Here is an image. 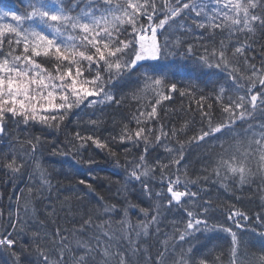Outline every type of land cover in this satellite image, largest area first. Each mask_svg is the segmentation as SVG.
Listing matches in <instances>:
<instances>
[{
  "label": "snow or ice",
  "instance_id": "6c2138e0",
  "mask_svg": "<svg viewBox=\"0 0 264 264\" xmlns=\"http://www.w3.org/2000/svg\"><path fill=\"white\" fill-rule=\"evenodd\" d=\"M48 2L56 4V10L48 8ZM80 0H71V6L61 3V0H27L24 12L17 14L14 11L0 12V47L5 43L8 45L9 53L13 54L10 61L7 56L0 60V136L6 135L9 124L19 126L23 124L25 130L33 124L41 125V133L35 137L30 134L26 136L25 143L31 145V151L25 150L24 158L13 154H7L0 159V167L11 173H19L25 166V158H35V153L42 147V141L46 139L44 128L60 130L61 123L73 112L74 109H92L89 114V122L93 125L90 133H81L79 129L80 121H77V130L72 134L73 147L85 149L95 147L102 151L106 150L112 157H117V152L113 150V144L117 141L125 145V153L133 148H140L143 144V152L138 153L139 163L133 160L126 183L136 181L143 190L141 195L151 197L153 187L150 180L155 179L154 168L147 166L149 153V137L146 133H151L152 129L143 126L142 118L145 112L141 111L139 117H134L137 124L135 137L129 123H124L118 135L109 134L111 139L101 138L97 134L104 126V116L108 113H120L123 102L127 100L128 94L133 96L142 93L153 92L158 97L156 104L161 101L172 99L173 93H179L180 97H185L186 91L179 87L173 76L179 75L180 70L169 73L166 69L171 65H161L160 61L168 59L169 56L180 55L184 60L200 67L209 69L215 68L230 78L232 83L225 85L219 83V79L209 78L204 82L201 89L200 101L211 100L215 96V102L219 104L222 112L226 114L216 123L212 121L213 103H208L205 109L202 104L200 115L202 121L208 120L207 129H203L199 135L194 137L197 146H202L211 140H222L231 137L236 139L240 134L236 132L237 120L245 122L248 117L255 119L259 113L264 116V60L259 67L255 63H250L247 58L244 60L245 69L238 70L231 66L232 60L227 54L224 41L221 40L216 46L214 40L210 44H201L203 53L197 55L192 45L184 49L183 44L177 40L175 44L179 49L174 51L170 45L172 37L169 29L184 28L180 20H191L197 29H202L206 33L209 29H228L229 37L236 34H244L246 44L235 46L233 57L236 54L244 55L247 48L251 47V42L255 40L257 32L264 35V0H165L163 6L156 0H87L79 12ZM215 4V8L210 6ZM227 11H224V10ZM163 13V18H158V13ZM201 17V19H194ZM223 16V20L218 18ZM5 18H10L15 23H3ZM144 18L147 24L141 23ZM158 19V22H156ZM33 24L42 25L50 30L51 35L46 34L43 29L37 30ZM125 25L130 26L131 31ZM214 35V34H212ZM161 37H164L161 41ZM23 45V54H14L15 49ZM94 50V51H93ZM264 53V46H262ZM54 56L57 61V74L53 75L41 66L33 57ZM87 62V68L83 62ZM25 62L28 66L26 67ZM66 62V63H64ZM94 66V67H93ZM73 67L75 71L73 72ZM95 73L89 78L85 76ZM216 74L213 73V76ZM246 82H242L245 81ZM54 81H59L57 85ZM209 85H212L209 88ZM189 86L195 91L200 85H193L189 81ZM259 86V87H258ZM219 87V92L216 88ZM208 89L209 95L203 92ZM96 112L100 113L96 119H91ZM239 112V116L236 113ZM149 117L155 118L158 115L157 108L152 107ZM126 119V118H125ZM218 134V135H217ZM166 135L163 127L156 135L157 143L161 136ZM172 135H176L173 131ZM247 142H238L236 151H229L224 143H221V151L217 153L215 162V175L221 181L229 178L235 180L238 177L240 185L254 182L251 177L260 179L264 185V120L258 126L249 123L244 130ZM207 138V139H206ZM17 140L20 137H16ZM165 147L166 151L172 149ZM59 151V150H57ZM180 159L184 158L183 145L179 149ZM180 159L173 158L172 163L179 164ZM255 161L256 171L251 164ZM94 159L84 161L85 164L95 163ZM157 163L162 162L157 158ZM168 165H162L160 179L164 182V169ZM36 168L40 171L42 182L48 183L44 178V171L37 162ZM207 170V166H206ZM15 178V177H13ZM205 180L211 176L205 175ZM80 184H85L89 191H93L90 184H86L81 179ZM182 181L168 179L167 194L170 200L164 196L163 190L156 191L157 198L167 200L169 208L173 206L183 207L182 198H189L190 203H197L198 192H192L188 184L193 181H183L184 190H180L176 185ZM264 192V187H261ZM264 199V197H262ZM210 201H204L200 207L202 211L196 213L191 209H185L187 222L186 226L177 228L179 241L182 244L174 245L181 248V255L178 261L173 264H212L208 261L207 254L197 256L195 244L191 240H199L198 233L223 232L226 234L224 243L228 247L230 259L228 264H264V231H256L253 227L249 232H256L261 241L260 254L253 253L248 256L245 253L241 256V247H246V242L241 233L233 231L230 226L219 223L218 227H210L211 211ZM160 205H157L159 212ZM141 212L148 216V209L141 208ZM105 212L112 211L105 207ZM127 215V211L125 212ZM240 219L249 220V216L240 210L229 209L228 220L232 221L236 228H241ZM152 222L158 223V215L152 217ZM90 221H85V224ZM179 224H184L181 220ZM257 223L264 229V215H257ZM12 232L0 233V252L6 253L9 257L7 264H67L65 251V238L58 232L53 241L59 240L56 245L60 255L53 258L52 254L42 251L37 243L35 254L28 245H23L16 238L19 235L16 224H10ZM23 230V229H20ZM144 234H148V224L143 226ZM107 236L108 233H105ZM139 235V233H137ZM230 237V243L228 238ZM191 238V240L189 239ZM111 237L109 242L102 244L99 239L96 246L90 244H80L84 248L83 254L73 256L72 264H111L112 259H117V264H132L127 250L117 248L116 252L111 249ZM184 244L188 245L185 252ZM131 254L136 256L139 253V245H132L130 242ZM215 250V245L213 249ZM143 255V253H139ZM223 254L216 256V264H224ZM34 256V259H33ZM167 249L158 251L156 258H149L148 264H165Z\"/></svg>",
  "mask_w": 264,
  "mask_h": 264
},
{
  "label": "trees",
  "instance_id": "16d2710c",
  "mask_svg": "<svg viewBox=\"0 0 264 264\" xmlns=\"http://www.w3.org/2000/svg\"><path fill=\"white\" fill-rule=\"evenodd\" d=\"M39 2V0H33ZM87 0H80L79 7H84ZM163 6L165 0H156ZM174 2V0H169ZM27 0H0V12L14 11L17 14L24 12ZM61 3L71 6V0H61ZM211 8L216 5L212 4ZM50 10H56L57 5L48 2ZM224 11H227L226 9ZM158 18H163V13H158ZM194 19H201L195 17ZM223 20V16L218 18ZM3 23H15L10 18H5ZM158 22V19L157 21ZM141 23L147 24L144 18ZM180 24L184 28L169 29V35L172 37L170 47L176 50H184L188 45H192L197 55L203 53L204 49L201 44H210L213 40L216 46H219L221 40L227 48V54L232 60V65L238 70L245 69L244 60L255 63L259 67L264 60L262 46H264V35L257 32L255 40L251 42V47L247 48L242 56L236 54L233 57L235 46L246 44L244 34L240 33L238 40L236 34L229 37L228 29H209L206 33L202 29H197L191 20H180ZM32 27L37 30L43 29L46 34L51 35L50 30L43 28L42 25L33 24ZM128 27L131 31L130 26ZM214 34V35H212ZM163 41L164 37L160 38ZM179 40L184 49H179L175 41ZM94 51V50H93ZM14 54H23V45L15 49ZM7 56L10 61L13 60V54L9 53L8 45L5 43L0 47V60ZM48 72L53 75L57 74L54 56L33 57ZM66 63V62H64ZM87 68V62H83ZM161 65H171L166 70L171 74L180 70L179 75L173 76L179 87L186 91L185 97H180L179 93H173L172 99L161 101L156 104L158 97L153 92L142 93L137 96L128 94L127 100L123 102L120 113H108L104 116V126L99 129L97 134L101 138L111 139L110 133L118 135L124 123H129L132 129V135L135 137L137 124L134 117H139L140 112H145L142 118L143 126L152 129L151 133H146L149 137V153L147 166L154 168L155 179L150 180L153 187V195L151 197L141 195L142 189L136 181L126 183L128 171L130 170L133 160L139 163L138 153L143 152V144L140 148H133L131 144L127 147L129 152L125 153V145H121L118 141L113 144V150L117 152V157H112L106 150L102 151L95 147L79 149L73 147L72 134L77 130V121L79 120V129L81 133H90L93 125L89 122L92 109H74L73 112L61 123L60 130L44 128L43 132L46 139L42 141V147H39L35 153V158H25V166L21 168L19 173H11L7 169L0 167V233L12 232L13 228L10 224H16L19 235L16 237L21 244L28 245L33 249L35 254L37 243L42 251L52 254L53 258L60 255L59 249L56 247L59 240L53 241V237L59 232L64 238L67 252V264H72L73 256L83 254L84 248L80 244H90L96 246L99 239L102 244L109 242L111 237V249L113 252L127 250L132 264H148L149 258H156L158 251L167 249L165 264H173L178 261L181 255V248L174 245L182 244L179 241V233L177 228L186 226L187 216L185 209H191L196 213H200L202 208L200 205L204 201H210L211 211L208 213L210 227H218L219 223L230 226L233 231L241 233L246 247H241L240 254L244 256L247 253L251 256L253 253L259 255L261 241L256 232L248 230L255 227L256 231H264L257 223V215H264V192H261L260 179L253 176L251 180L254 182L240 185L238 177L233 180L231 178L221 181L215 175V162L217 153L221 151L220 145L224 143L229 151H236L238 142H247L244 136V130L248 128L249 123L258 126L264 120V116L259 113L255 115V119L248 117L245 122L237 120L236 132L240 135L236 139L224 138L222 140H211L205 144L199 142L202 146H197L194 139L203 129H207L208 120L202 121L200 115L199 104L206 109L208 103H213L212 121L216 123L226 114L222 112L219 104L215 102V96L211 100L200 101L201 89L204 88V82L209 78L212 80L219 79V83L231 85L232 81L226 77L224 73L217 69H209L207 67L200 68L194 65L191 60H184L180 55L169 56L168 59L160 61ZM26 67H30L26 64ZM94 67V66H93ZM75 68L73 67V72ZM213 73L216 75L213 76ZM85 76H95V73L89 74L85 72ZM189 81L193 85L199 84L200 87L195 91L189 86ZM242 82H246L242 81ZM59 85V81H54ZM212 85H209L211 88ZM259 87V86H258ZM219 92V87L216 88ZM209 95L208 89L203 92ZM155 106L158 115L153 118L149 117L152 107ZM239 116V112L236 113ZM100 116L99 112L91 116L96 119ZM126 118V119H125ZM163 127L166 135L161 136L159 143L156 141ZM175 131L176 135H172ZM6 135L0 136V159L7 154L11 157L13 154L24 158L25 150L31 151V145L25 143V138L29 134L32 137L40 135L41 125L33 124L25 130V126L21 124L19 129L9 124ZM218 135V134H217ZM16 137H20L19 140ZM207 139V138H206ZM172 149L171 152L166 151L165 147ZM183 145L184 158L180 159L179 149ZM59 150V151H57ZM94 159L96 162L88 165L84 161ZM157 158L162 164L157 163ZM173 158L180 159L179 164L172 163ZM41 165L44 171V178L48 183H43L40 171L36 168V163ZM162 165H168L164 169V182L161 183L160 173ZM207 166V170H206ZM251 167L256 171V163L252 162ZM209 175L211 179L205 180L204 176ZM15 177V178H13ZM179 178L182 183L176 185L180 190H184L183 181L189 180L194 183L188 184V188L192 192H198L196 198L197 203H190L189 198H182L183 207L173 206L169 208L167 200L157 198L156 191L163 190L164 196L170 200L167 194L168 179L176 180ZM83 179L86 184L93 187V191H89L85 184H80ZM160 205L157 212V205ZM105 207L111 208L112 211L105 212ZM141 208L148 209V216L145 217ZM229 209L240 210L249 216L248 221L240 219L241 228L237 229L235 224L228 220ZM127 211V215L125 212ZM158 215V223L152 222V217ZM183 220L184 224L178 222ZM85 221L90 223L85 224ZM148 224V234H144L143 226ZM23 229V230H20ZM105 233H108L106 236ZM139 233V235H137ZM199 240H191L195 244L197 256L207 254L208 261L216 264V256L223 254L224 264H228L230 253L227 245L224 243L223 232L198 233ZM132 245H139V253L143 255L133 256L131 254ZM230 243V237L228 238ZM215 245V250L213 249ZM188 245L184 244L186 252ZM34 259V256H33ZM9 257L6 253L0 252V264H7ZM111 264H117V259H112Z\"/></svg>",
  "mask_w": 264,
  "mask_h": 264
},
{
  "label": "rangeland",
  "instance_id": "374dc122",
  "mask_svg": "<svg viewBox=\"0 0 264 264\" xmlns=\"http://www.w3.org/2000/svg\"><path fill=\"white\" fill-rule=\"evenodd\" d=\"M222 2H223V0H222Z\"/></svg>",
  "mask_w": 264,
  "mask_h": 264
}]
</instances>
